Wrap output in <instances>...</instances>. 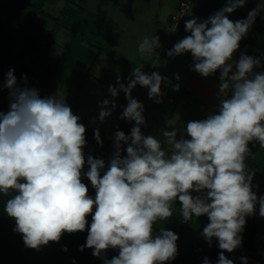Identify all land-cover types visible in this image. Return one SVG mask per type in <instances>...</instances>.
Segmentation results:
<instances>
[{
    "label": "clouds",
    "instance_id": "clouds-1",
    "mask_svg": "<svg viewBox=\"0 0 264 264\" xmlns=\"http://www.w3.org/2000/svg\"><path fill=\"white\" fill-rule=\"evenodd\" d=\"M246 3L226 0L206 20L185 21L190 35L167 52L169 57L190 53L192 70L203 77L220 73L217 95L223 98L217 111L187 122L179 139L175 128L162 130L161 139L144 135V105L131 95L140 85L161 103L162 83L179 91L178 83L172 85L159 72H144L141 63L127 85L117 77L118 87L109 86L112 97L125 94L127 105L120 118L135 124L130 135L115 132L107 167L102 158L85 157L86 127L64 98H42L38 89L27 86L26 76L18 83L15 70L9 69L3 83L9 90V110L0 111V194L10 196L4 211L15 220L14 231L27 248L39 250L59 242L65 233L87 228L80 251L87 247L102 257L109 249L118 250L104 264H166L178 255L179 237L154 225L172 217L173 203L179 201L182 222L207 216L202 236L209 245L213 238L218 241L217 264H234L224 253L241 246L246 217L256 213L257 205L264 217V195L258 197L253 190L258 187L253 184L255 172L245 163L250 143L264 148V72L254 71L261 66L260 58L241 53L233 59L264 9L258 6L237 21L228 16ZM159 47L157 35L145 36L138 51L146 59ZM99 106L94 119L103 123L116 103L106 98ZM94 138L102 146L98 127ZM240 259L248 264L247 257ZM203 264L211 262L205 257Z\"/></svg>",
    "mask_w": 264,
    "mask_h": 264
},
{
    "label": "trees",
    "instance_id": "trees-1",
    "mask_svg": "<svg viewBox=\"0 0 264 264\" xmlns=\"http://www.w3.org/2000/svg\"><path fill=\"white\" fill-rule=\"evenodd\" d=\"M49 0H0V74L3 80L1 89L9 93L7 88L3 87L6 79V73L9 69H14L18 83L22 81L24 76L27 77V86L38 89L41 95L40 84L29 81L34 75L41 82H46L54 77L58 80L78 81V87H81L83 78L91 73L92 69L98 62L102 53L114 52L113 46L122 32L119 24L113 20L103 19L99 14L88 10L84 6L77 4L74 0H67V4L61 10L59 15H54L44 8L45 3ZM254 0H247V9L240 12L241 19L247 18L248 11ZM16 5L20 9L28 7L46 18L54 21L56 26H62L71 32V38L67 42L63 50L58 53L57 45L51 36L43 41L40 33L35 34V44L32 55L26 59V44L18 52H14V47L19 42L17 33L10 29V23L4 15L6 6ZM231 20V19H230ZM33 23L29 22L28 27ZM32 41V40H31ZM30 42V41H28ZM246 53L250 56L261 59V66L254 69L256 72H264V22L260 21L253 24L247 35L240 42L237 55ZM122 60L131 65L134 63L122 55H118ZM219 71L210 75L219 80ZM186 93V92H185ZM42 97V95H41ZM10 100L5 107L0 105V111L7 112L9 110ZM80 123L86 127V146L84 152L94 136V129L83 121ZM133 125L126 120H121L117 124L114 134L117 130L123 131L126 135H130ZM142 131V130H141ZM144 135H148L142 131ZM126 148V146H124ZM251 151L255 152L247 156L245 163L249 170L254 171L255 175L264 183V148L258 143L253 142L249 145ZM115 150V149H114ZM114 150L106 142L104 150L100 156L94 158H102L107 167ZM122 156L126 155V151L122 148ZM84 171H87V165ZM83 182L88 186L89 192L95 195L87 177H83ZM260 195H264V188L261 189ZM10 196L0 194V264H104V259H111L117 256L118 250L109 249L102 257L93 255V249L85 247L80 251V247L86 244L88 235L87 228L83 232L75 234L65 233L59 242H51L42 253L38 254L35 249L27 248L23 242L22 235L14 231L15 220L8 217L4 211L5 203ZM176 207H181L179 201L173 203ZM173 215L165 221L163 225L155 224L154 228L158 231L161 227L172 230L178 235L177 244L184 232L190 227L191 221L182 222L181 212L178 209H172ZM89 226L91 224V216L88 217ZM203 224L195 229L185 251L178 252L176 258L166 264H203V260L207 257L211 264H217L219 252L218 241L213 239L211 245L202 236ZM259 223L253 217H246V224L242 236L241 246L248 249L241 257H247L248 264L264 263V254L258 249L259 243ZM240 246V247H241ZM67 251H64V249ZM230 259V253H224ZM240 257V258H241ZM238 258L233 260L234 264H243Z\"/></svg>",
    "mask_w": 264,
    "mask_h": 264
},
{
    "label": "crops",
    "instance_id": "crops-1",
    "mask_svg": "<svg viewBox=\"0 0 264 264\" xmlns=\"http://www.w3.org/2000/svg\"><path fill=\"white\" fill-rule=\"evenodd\" d=\"M107 1L119 12L126 10V20L121 22L114 16H107V18L116 20L122 28V32L113 46L114 52H105L100 55L97 64L78 89L80 90L85 86L84 91L88 96L87 100L91 99L97 103L95 107L98 111L93 113L97 118L100 111L99 103L102 100L107 98L115 101V110L102 123L108 125L113 135L119 121L125 120L121 119L120 116L127 105V100L122 91L117 97H112L108 88L110 85L118 87L116 85L117 77L127 85L133 69L142 63L144 72H159L162 76L168 77L172 85L178 83L180 90L173 91L171 85L165 86L162 83L161 103H156L154 99L148 97L147 88L137 85L132 90V97L144 105L143 115L146 123L141 126V130L148 135L161 139L162 130L171 131L175 128L178 130L177 138L179 139L181 135H184L183 129L187 122L205 119L209 114L217 111L219 100L222 98L217 95L220 81L212 76L203 77L192 70L193 60L190 53L169 57L167 52L180 39L190 35L185 31V21L193 17L198 18V22L206 20L213 13L219 11L217 6L225 5L226 0H188L190 7L185 12L180 13L178 19H173L172 16L179 12L181 0ZM204 7L206 9L203 10ZM140 8L142 10L148 9L149 13L140 11ZM246 9L247 4L228 14L229 19L230 15H235V12H244ZM139 12L141 13L139 14ZM156 35L159 37L160 47L155 48L150 57L142 59L138 51L139 43L145 36L153 37ZM118 55L131 60L134 65L122 60ZM237 58L236 52L233 59L238 60ZM177 76H179L178 80ZM129 123L133 126L135 124L134 121ZM102 131H106L105 127L102 128ZM185 138L187 137L185 136ZM102 142L104 147L106 142L103 139Z\"/></svg>",
    "mask_w": 264,
    "mask_h": 264
},
{
    "label": "rangeland",
    "instance_id": "rangeland-1",
    "mask_svg": "<svg viewBox=\"0 0 264 264\" xmlns=\"http://www.w3.org/2000/svg\"><path fill=\"white\" fill-rule=\"evenodd\" d=\"M74 1L77 4L84 6L88 10L99 14L103 19L112 20L110 18H107V16L108 17L114 16L119 20H121V22H125L124 20H126V16H127L126 10H121V12L115 10L113 5L110 4V2H108L107 0H74ZM111 2H114V0H111ZM66 4H67V0H49L45 3L44 8L54 15H59L61 13V10ZM224 6L225 5L223 4L217 6L218 10H220ZM258 6L261 9H264V0H254L249 11L256 9ZM204 9H206V7H204L203 10ZM140 11L144 13H149V10L146 8H144L143 10L140 8ZM140 13L141 12H139V14ZM4 15L10 23V29L13 32L17 33L19 37V42L14 47V52L20 51L24 43L27 42L25 46L26 59L29 58L33 53L34 44H35L34 36L36 33H40L42 35L43 41H45L47 37L51 36L57 45L58 53H60L63 50V48L66 46L67 42L71 38V32L68 31L66 28L59 25L56 26L53 20L42 16L41 14L35 12L29 7L27 9H20L16 5L9 4L8 6H6ZM241 18L242 16L240 15V12L239 13L235 12V15L233 16L230 15V19L232 21H237L240 20ZM260 21L264 22V10L259 12V14L255 18L254 23L257 24ZM29 22L33 23L32 25H30V27L27 26ZM237 59H239V56ZM85 78L86 76L83 78V80ZM2 80L3 77L2 74H0V105L2 107H5V104L10 99H9V93H6L1 89ZM84 87L80 88L79 90L77 80L74 82L65 81V80L61 81L54 77L50 78L46 82H41L40 84V88L42 90L41 92L42 98L48 96H54V95H56L57 98H64L65 102L71 107L73 113L78 115L81 121H83L88 126L92 127L94 130L97 127L99 128L101 140L103 139L105 142L109 143L111 146V150H114V140L112 139V131H110L108 125L100 123L98 119H94L97 118L93 114L98 111L97 107H95L97 103L95 101H91V99L87 100L88 96L84 91ZM104 127L106 131H102V128ZM103 150H104L103 145L101 146L100 144H98L93 136L92 141L90 142V144L88 145V147L84 152L85 157H87L88 155H92L93 157L96 155L100 156ZM251 152L252 155L255 154V152L253 151ZM253 184L258 186L255 187L253 190L256 191L257 196L259 197L261 189L264 188V183L260 178L257 177V175H255ZM89 194L92 195L93 198L95 197V195L92 194L91 192H89ZM180 208L181 207H176L174 205L172 206V209L180 210ZM250 217L255 218L259 223L258 249L261 253L264 254V217H261L259 215L258 205H257L256 213ZM165 221H158L157 224L163 225ZM207 223H208L207 216H201L199 218L193 217L190 227L184 232L180 241L177 244L178 252L185 251L195 229ZM48 245L42 246L39 250H35V252H37L38 254L42 253V251ZM247 251L248 249L243 246L238 247L237 249H235L233 252L230 253V259L232 260L238 259ZM261 264L264 263L261 262Z\"/></svg>",
    "mask_w": 264,
    "mask_h": 264
},
{
    "label": "built area",
    "instance_id": "built-area-1",
    "mask_svg": "<svg viewBox=\"0 0 264 264\" xmlns=\"http://www.w3.org/2000/svg\"><path fill=\"white\" fill-rule=\"evenodd\" d=\"M190 7V2L188 0H181L179 4V12L173 14V19H178L180 17V13L185 12ZM34 81L36 84H41V81L35 77V75L29 80Z\"/></svg>",
    "mask_w": 264,
    "mask_h": 264
}]
</instances>
